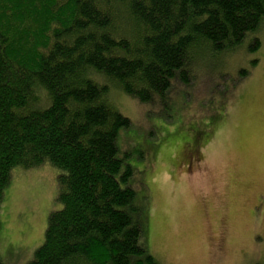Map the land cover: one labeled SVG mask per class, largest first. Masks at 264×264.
<instances>
[{
	"label": "trees",
	"instance_id": "16d2710c",
	"mask_svg": "<svg viewBox=\"0 0 264 264\" xmlns=\"http://www.w3.org/2000/svg\"><path fill=\"white\" fill-rule=\"evenodd\" d=\"M263 29L264 0H0V203L15 169L58 170L59 209L26 264H161L112 94L162 115L177 86L209 80L216 103L220 72L206 80L197 64L257 52Z\"/></svg>",
	"mask_w": 264,
	"mask_h": 264
},
{
	"label": "rangeland",
	"instance_id": "374dc122",
	"mask_svg": "<svg viewBox=\"0 0 264 264\" xmlns=\"http://www.w3.org/2000/svg\"><path fill=\"white\" fill-rule=\"evenodd\" d=\"M260 38L257 52L246 43L197 64L206 80L220 72L216 103L206 101L209 80L177 86L162 115L112 94L132 122L120 146L136 195L146 197L144 245L161 264H264V29ZM205 109L216 113L210 124ZM57 174L48 164L11 173L0 203L3 264H26L42 245L47 216L59 209Z\"/></svg>",
	"mask_w": 264,
	"mask_h": 264
}]
</instances>
